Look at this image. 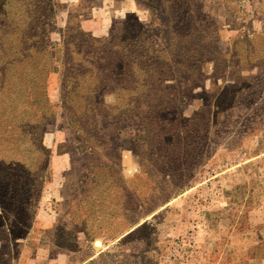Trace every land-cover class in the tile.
<instances>
[{
  "label": "rangeland",
  "instance_id": "1",
  "mask_svg": "<svg viewBox=\"0 0 264 264\" xmlns=\"http://www.w3.org/2000/svg\"><path fill=\"white\" fill-rule=\"evenodd\" d=\"M56 4L55 22L48 31L58 43L72 16V24L76 19L83 31L96 38L107 36L117 21L138 18L147 27L145 38L149 42L160 47L168 45L171 18L153 13L145 3L56 0ZM189 22H206L205 32L217 27L218 34L227 39L240 29L261 26L264 0H190ZM204 60L211 63L214 54L207 53ZM263 79L264 68L228 66L200 84L201 94L179 114V122L185 123L203 108L202 117L211 123L216 120L220 128L198 158L178 145L172 149L171 166L165 165L169 161L159 153V162L142 154L152 147L149 139H142L147 128L141 115L121 120L118 127L107 130L108 144L117 149L115 170L128 177L144 171L143 179L148 181L134 197L133 205L138 210L133 219L141 215L140 219L114 237L99 233L106 225L125 221L88 219L87 206L77 201L81 188H88L85 184L90 176L85 166L95 158L108 162L109 156L95 149L94 157L88 152L83 157L70 132L61 131L58 124H47L43 145L54 156L64 152L68 142L73 143L75 164H70L71 168L78 165V170L63 175L71 180L56 181L54 187L53 179L62 173L56 164V173L44 167L51 181L30 204L31 173L18 175L13 169L15 160H0V264H264ZM252 80L261 82L254 93ZM58 83V75L52 74L50 97L54 102ZM239 86L242 94L238 97L243 96L240 100L231 91ZM11 89L5 88L1 95L8 102L9 114H15L19 107L18 101L12 100L16 95ZM117 140L119 144L109 143ZM52 141L62 142L49 147ZM161 145L160 141L155 143L156 152ZM168 168L171 175L164 176ZM76 185L75 193L67 197L64 193ZM121 189L125 196L132 195L133 189L127 184ZM71 206L83 217L76 225L86 227L90 233L73 227ZM257 221L260 224H254Z\"/></svg>",
  "mask_w": 264,
  "mask_h": 264
},
{
  "label": "trees",
  "instance_id": "2",
  "mask_svg": "<svg viewBox=\"0 0 264 264\" xmlns=\"http://www.w3.org/2000/svg\"><path fill=\"white\" fill-rule=\"evenodd\" d=\"M135 1L171 18L166 47L145 38L147 27L138 18L117 21L107 36L96 38L83 31L76 19L72 24L70 16L58 43L48 31L55 22L56 0H0V160H15L18 175L31 173V204L51 181L43 167L51 157L43 145L47 124L70 132L83 157L86 152L94 157L95 149L109 156L108 162L95 158L85 166L88 188L82 187L77 199L87 206L88 219L125 221L104 226L99 236L122 234L140 219L141 215L133 219L138 210L134 197L148 184L144 171L128 177L115 170L117 149L108 144L107 130L141 115L147 128L142 139H149L152 147L142 154L159 162V153L171 166L172 149L178 145L198 158L220 128L216 120L211 123L202 117L203 108L185 123L179 122V114L201 94L200 84L228 66L264 68V22L224 39L216 26L205 32L206 22H189L190 0ZM207 53L214 54L211 63L204 60ZM52 74L59 81L55 102L50 97ZM252 81L254 93L261 82ZM7 87L16 95L12 100L18 101L15 114H9L1 95ZM240 87L231 90L237 97L242 94ZM157 141L162 142L158 152ZM163 149L168 151L162 153ZM150 172L155 181V170ZM170 175L171 170L164 176ZM125 184L133 189L132 195L125 196L121 189ZM69 211L73 227L82 230L76 222L83 217L72 206ZM83 231L90 233L86 227Z\"/></svg>",
  "mask_w": 264,
  "mask_h": 264
},
{
  "label": "crops",
  "instance_id": "3",
  "mask_svg": "<svg viewBox=\"0 0 264 264\" xmlns=\"http://www.w3.org/2000/svg\"><path fill=\"white\" fill-rule=\"evenodd\" d=\"M112 135H114V134H112ZM61 142L62 141H52V142H50L49 147H53V145L55 147L58 143H61ZM65 142H67V141H65ZM109 143L115 145V144H119V141L118 140L117 141H109ZM66 148L67 149L64 152H62V153H55L54 156H51L48 160L45 161L44 166H43V167L49 166V170H54L53 169V164H56L57 167H58V169H59V172L62 173V174H60V177L58 179H56V178L53 179V181H54V184H53L54 187H57L56 186V183H55L56 181H58L59 183H61L64 180H68V181L71 180V177L70 176L64 177L63 175H65L66 173H69L70 171H73L74 172V169H75V171L78 170V168H76L78 165L77 166L74 165V167L71 168V164H70L71 162L73 164V162L75 161V156H74V152H75L74 150H75V148H74L73 143L68 142V144L66 145ZM66 164H68L67 165V168L65 166ZM74 164H75V162H74ZM54 172L56 173V170H54ZM76 187H77V185L75 186V189L73 188V190H71L69 192H66L64 194L67 197L70 196V195H72V194H74L75 193V190L77 189ZM256 216L257 215L255 214L254 217H256ZM251 222H252V219H251ZM258 223L260 224L259 221L255 222L254 224H258Z\"/></svg>",
  "mask_w": 264,
  "mask_h": 264
}]
</instances>
